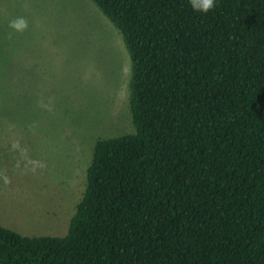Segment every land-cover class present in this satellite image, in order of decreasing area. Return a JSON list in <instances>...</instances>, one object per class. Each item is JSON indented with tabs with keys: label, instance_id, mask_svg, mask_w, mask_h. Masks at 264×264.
<instances>
[{
	"label": "trees",
	"instance_id": "16d2710c",
	"mask_svg": "<svg viewBox=\"0 0 264 264\" xmlns=\"http://www.w3.org/2000/svg\"><path fill=\"white\" fill-rule=\"evenodd\" d=\"M92 2L134 132L96 140L64 236L0 226V264H264V0Z\"/></svg>",
	"mask_w": 264,
	"mask_h": 264
},
{
	"label": "rangeland",
	"instance_id": "374dc122",
	"mask_svg": "<svg viewBox=\"0 0 264 264\" xmlns=\"http://www.w3.org/2000/svg\"><path fill=\"white\" fill-rule=\"evenodd\" d=\"M129 80L121 34L92 0H0V226L66 234L96 140L134 132Z\"/></svg>",
	"mask_w": 264,
	"mask_h": 264
},
{
	"label": "clouds",
	"instance_id": "9594fccd",
	"mask_svg": "<svg viewBox=\"0 0 264 264\" xmlns=\"http://www.w3.org/2000/svg\"><path fill=\"white\" fill-rule=\"evenodd\" d=\"M189 2L195 11L202 13H207L216 7V0H189ZM9 27L16 32H23L27 29L28 22L25 18L18 17L9 23Z\"/></svg>",
	"mask_w": 264,
	"mask_h": 264
}]
</instances>
